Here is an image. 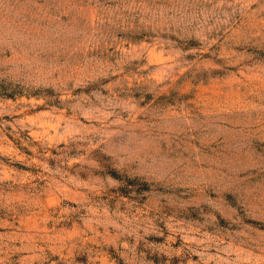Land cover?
I'll use <instances>...</instances> for the list:
<instances>
[{
    "label": "rangeland",
    "instance_id": "rangeland-1",
    "mask_svg": "<svg viewBox=\"0 0 264 264\" xmlns=\"http://www.w3.org/2000/svg\"><path fill=\"white\" fill-rule=\"evenodd\" d=\"M0 264H264V0H0Z\"/></svg>",
    "mask_w": 264,
    "mask_h": 264
}]
</instances>
